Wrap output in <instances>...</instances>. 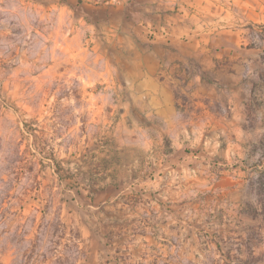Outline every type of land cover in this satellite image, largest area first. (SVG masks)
I'll use <instances>...</instances> for the list:
<instances>
[{"label": "rangeland", "instance_id": "374dc122", "mask_svg": "<svg viewBox=\"0 0 264 264\" xmlns=\"http://www.w3.org/2000/svg\"><path fill=\"white\" fill-rule=\"evenodd\" d=\"M87 9L0 0V264H264V0L249 101L176 126L121 120Z\"/></svg>", "mask_w": 264, "mask_h": 264}, {"label": "crops", "instance_id": "0c3cea01", "mask_svg": "<svg viewBox=\"0 0 264 264\" xmlns=\"http://www.w3.org/2000/svg\"><path fill=\"white\" fill-rule=\"evenodd\" d=\"M82 1L91 8L95 45L112 48L109 72L120 94L113 109L121 120L135 115L149 127L190 125L192 116L179 110L193 108L201 110L198 121L211 123L212 109L249 101L245 79L258 55L241 48L239 0Z\"/></svg>", "mask_w": 264, "mask_h": 264}, {"label": "built area", "instance_id": "2783aa9c", "mask_svg": "<svg viewBox=\"0 0 264 264\" xmlns=\"http://www.w3.org/2000/svg\"><path fill=\"white\" fill-rule=\"evenodd\" d=\"M111 0H106V2H110Z\"/></svg>", "mask_w": 264, "mask_h": 264}]
</instances>
